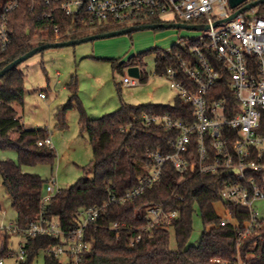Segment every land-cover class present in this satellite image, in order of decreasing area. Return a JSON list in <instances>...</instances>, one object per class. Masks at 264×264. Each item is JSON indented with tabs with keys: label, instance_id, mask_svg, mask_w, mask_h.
Here are the masks:
<instances>
[{
	"label": "trees",
	"instance_id": "1",
	"mask_svg": "<svg viewBox=\"0 0 264 264\" xmlns=\"http://www.w3.org/2000/svg\"><path fill=\"white\" fill-rule=\"evenodd\" d=\"M9 0L0 1V19L3 8ZM254 1V0H247ZM260 14L264 15V3L258 5ZM48 9L44 0H18V6L7 15L6 31L8 41L3 44L0 39V68L16 57L43 43L66 41L80 37L102 33L127 27L107 26L95 29L84 28L78 19L56 12L55 24L60 36L55 37L52 26L43 12ZM165 22L151 19L146 23ZM70 31L69 34H66ZM201 46L197 41L189 39L187 44L173 43L167 52L156 51V71L168 68L178 69V79L194 85L179 67L180 60L198 64L197 55L190 50L191 46ZM212 66L221 73V62L210 52L202 49ZM143 52L132 54L126 60L117 61L115 68L123 70L127 66L139 67V80L147 79L142 69ZM19 64L0 78V149L12 148L18 155V161L0 160V176L6 193L11 200L15 212L16 223L20 227L27 226L36 219L40 212L48 218L57 220L59 227L72 233L79 226L78 212L82 208L103 205L109 192L121 194L138 183L141 172L147 170L146 152L160 149L170 150V141L175 136L174 129H164L154 123H146L143 114H168L180 120L192 121V107L177 96L173 103H123L116 110L98 118L89 117L81 107L77 98L76 80L72 78L66 88L69 91L62 111L57 113L58 125L64 126L63 110L77 104L81 130L87 132L92 148V159L84 166V175L72 185L61 189L41 207L40 198L43 193V180L39 175L24 173L22 164L46 162L52 164L55 152L52 146L38 144L47 136V129H26L13 108V103H22L25 93L24 74ZM226 83L221 78L211 86L209 98H221ZM17 136L12 137V133ZM92 170L91 178L87 172ZM222 179L219 176L186 174L181 176L167 165L162 179L147 186L143 193L132 201L110 203L102 206L98 218L89 224L84 233L90 247L82 255L81 264H236L239 259L243 264H264V222L258 225L259 235L241 238L239 230L248 217L246 208L223 202L224 210L229 211L233 221L222 224V217L214 208L220 199ZM169 193V206L179 212V217L169 228H152L141 231L138 242L130 245L135 231L132 227L144 223V208L151 204H160L165 199L161 191ZM199 209L203 230L197 244H188L192 231V213ZM113 221L126 222L130 227L118 233L110 228ZM174 243H170V232ZM8 239L4 238V247L0 256L8 255ZM63 244L61 237L28 236L24 242L25 256L17 264H32L40 250ZM215 259H219L216 261ZM57 257L44 253L43 264H59Z\"/></svg>",
	"mask_w": 264,
	"mask_h": 264
},
{
	"label": "built area",
	"instance_id": "2",
	"mask_svg": "<svg viewBox=\"0 0 264 264\" xmlns=\"http://www.w3.org/2000/svg\"><path fill=\"white\" fill-rule=\"evenodd\" d=\"M246 2L231 8L229 0H44L48 9L43 12V17L49 21L55 37L60 36L54 14L58 11L78 19L87 29L148 24L146 22L151 19L163 20V15L171 13L175 21L207 24L209 32L189 38L201 44L190 47L198 57V64L192 65L191 61L183 59L179 62L194 90L178 79V69L168 68L159 73L167 76L170 86L178 90L177 96L191 105L193 120H180L168 114L142 115L143 121L148 124L176 131L169 143L170 150L147 151V170L141 172L138 183L121 194L109 192L101 206L80 209L79 226L70 234L43 211L25 227L18 226L16 222H1L0 251L4 247V238L7 237L9 243L10 236L16 235L17 247L11 249L8 255H13L14 264H17L24 259L26 237H61L63 244L47 248L44 253L59 258V264H81L83 253L90 247L84 231L98 218L102 206L125 203L140 196L147 186L162 179L167 165L181 176L201 174L221 177L220 199L248 211L247 220L239 230L240 237L259 235L257 227L264 222V215L259 214L260 204L264 201V15L256 6L225 20ZM17 6L18 0H9L1 13L0 39L3 44L8 41L7 15ZM214 22H218L217 25L214 26ZM176 43L184 45L188 41ZM202 49L210 50L221 62V73L212 66ZM220 78L226 83V88L221 98L210 99L208 92ZM137 79L126 75L122 83L135 85ZM38 144L52 146L49 134ZM60 190L56 177L51 175L40 198L41 207ZM161 193L165 200L160 204L147 205L143 212L144 223L132 227L135 233L130 245L140 240L141 231L154 227L169 228L178 219V210L169 206V193L164 190ZM225 212L228 217L222 218V224L234 220L227 209ZM129 227L123 221L110 223V228L116 233ZM4 257L0 256V264H3ZM236 264L243 263L237 259Z\"/></svg>",
	"mask_w": 264,
	"mask_h": 264
},
{
	"label": "rangeland",
	"instance_id": "3",
	"mask_svg": "<svg viewBox=\"0 0 264 264\" xmlns=\"http://www.w3.org/2000/svg\"><path fill=\"white\" fill-rule=\"evenodd\" d=\"M162 19L169 23L176 22L171 13L163 15ZM208 32V28L138 30L107 38L48 47L23 60L18 68L24 74V98L22 103L14 102L12 105L26 129L46 127L55 157L52 164L24 163L21 170L24 173L39 175L43 180V192L51 175L56 177L57 187L60 189L72 185L84 175V166L92 159V148L87 132L80 128V111L77 104L74 102L72 106L63 110L64 126L58 125L57 118V113L62 111L69 95L66 84L72 78L76 80L78 101L91 118L112 112L123 103H173L178 90L170 86L167 76L156 71L154 48L166 50L175 42L188 41L190 37L197 34L206 35ZM102 44L106 45L100 48ZM139 52H143L142 69L146 72L147 79L145 81L137 79L135 85H123L122 79L127 75L126 69L120 71L115 68V64L122 60V57ZM11 136L15 137L17 133L14 132ZM3 159L18 161V155L12 148L0 149V160ZM86 175L91 178L92 170ZM214 208L223 219L228 217L221 199L215 202ZM259 214L264 215V201L260 204ZM15 220L10 197L0 176V223H15ZM202 230L199 209L195 207L188 244H197ZM17 240L16 235L10 236L8 247L15 250ZM170 243H174L172 231ZM43 257L44 251L40 250L32 264H43ZM62 259L65 261L66 257ZM14 263L13 255L3 258V264Z\"/></svg>",
	"mask_w": 264,
	"mask_h": 264
},
{
	"label": "water",
	"instance_id": "4",
	"mask_svg": "<svg viewBox=\"0 0 264 264\" xmlns=\"http://www.w3.org/2000/svg\"><path fill=\"white\" fill-rule=\"evenodd\" d=\"M246 0H229V4L231 8H235L239 4L245 2ZM264 3V0H254V1H247L245 4L237 8L228 18L225 20H228L231 18L234 14L243 11L245 9H249L251 7H256L259 4ZM219 22V21H218ZM218 22H214V26L217 25ZM159 28H183V29H191V30H203L208 28L207 24H196V23H186L182 21H176V22H159V23H148V24H140V25H132L127 26L121 29L106 31L102 33L92 34L84 37H80L77 39H70L66 41H57V42H49V43H43L41 45H37L33 48H31L29 51L25 52L24 54L16 57L12 61L5 64L2 68H0V78L9 70L17 66L19 63H21L23 60L31 56L37 51H40L42 49L48 48V47H57V46H63V45H69V44H75L83 41H89L99 38H107L112 36H117L121 34H127L138 30H146V29H159ZM126 73L128 76L139 78L140 72L139 67L137 65H130L126 67Z\"/></svg>",
	"mask_w": 264,
	"mask_h": 264
},
{
	"label": "crops",
	"instance_id": "5",
	"mask_svg": "<svg viewBox=\"0 0 264 264\" xmlns=\"http://www.w3.org/2000/svg\"><path fill=\"white\" fill-rule=\"evenodd\" d=\"M106 45V44H105ZM104 44H102V47H100V48H103V46H105ZM107 54V56H108V53H106ZM128 56H129V54L126 56V57H122V60H125V58L127 59L128 58ZM122 60H119V61H122ZM126 69V68H125ZM126 76V75H125ZM123 84V83H122ZM41 128V127H40ZM46 128V127H45ZM47 133H48V131H47Z\"/></svg>",
	"mask_w": 264,
	"mask_h": 264
}]
</instances>
